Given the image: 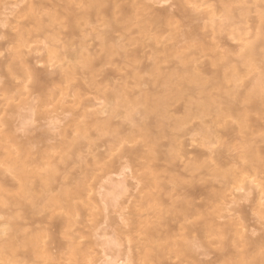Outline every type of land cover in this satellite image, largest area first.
<instances>
[{
    "label": "rangeland",
    "instance_id": "obj_1",
    "mask_svg": "<svg viewBox=\"0 0 264 264\" xmlns=\"http://www.w3.org/2000/svg\"><path fill=\"white\" fill-rule=\"evenodd\" d=\"M85 1L61 0L57 5L54 0H0V130L12 132L11 139L0 140V264H157V246L165 248V256L160 260L163 264H179L184 258L180 251L183 242L194 248L185 263L204 264L215 256L212 248L218 245L197 246L224 241L223 235H218L217 230L203 231L195 242H186L183 240L186 230L180 226L200 222L207 214L220 223L234 218L237 221L240 218L236 216L241 215L235 212L238 205L247 216L243 224H250L255 235L261 234L264 231L260 215L264 200L261 166L264 164L251 161L248 141H254L256 149L262 152L259 160L264 157V0H245L241 5L232 3L233 19L222 17L221 22L229 26L219 32L208 22L212 9L219 17L222 15L220 0H120L118 6L136 1L142 9L148 6L153 11L166 10L175 15L177 24L163 27L158 33L161 35L159 44L139 33L136 21L127 30L122 24L109 32L102 20L104 17L100 16L88 19L89 23L82 22V27L75 32L60 20L48 28L58 33L59 41L49 44L26 16L31 6L45 4L48 9L45 12H51L52 8L64 12L61 7L66 3L71 2L72 8L78 10ZM242 8L246 10L241 13ZM23 28L33 33L28 36L27 44L16 51L22 52V58L33 72H42L51 80L44 82L45 88L39 91L31 79L24 81L20 71L9 75L8 69L1 66L15 51L14 35ZM187 30L195 31L193 40L196 41L183 36ZM258 33H262L258 42L260 53L254 61H244L241 53ZM103 39L134 51L138 62L126 63V58L120 54L107 56L103 52ZM197 41L202 43L201 47L196 46ZM65 42L74 50L61 47ZM82 43L94 57L93 68H80L70 80L56 81L61 67L65 71L71 66V53L79 51ZM164 47H174L168 61L186 56V62L192 67L211 56L226 55L229 67L234 66L237 71L238 78L233 79L236 81L218 88L211 85L197 94L199 98L213 94L221 103L215 106L220 108L227 107V101L235 103L246 96L252 97L253 112L246 118L241 117L240 111L236 112L240 115L227 110L218 114L215 108L207 114L199 113L181 128L171 133L168 130L171 135L160 141L162 157L151 159L146 165L150 147L146 146L149 140L142 136L141 126L151 120L142 118L143 106H137L130 118L126 108L120 105L113 121L117 128L112 134L104 132L99 138L94 131L93 137L78 140L75 152L63 156V142L75 136L74 125L81 122L78 114L85 112L99 119L108 117L109 100L106 103L101 92L110 95L112 84L122 80L120 76L131 73L135 64L150 62L147 57ZM49 49L57 50L54 57L49 56ZM151 70L141 72L146 82L144 90L152 88ZM228 71L226 73L230 74L231 69ZM127 81L134 82L131 75ZM7 84H11V91L5 88ZM240 103H245L240 104V108L250 105L249 101ZM183 106L184 102L179 101L170 108L169 116L173 119L183 116ZM175 107L180 110L175 112ZM164 127L168 129L167 124ZM43 133L48 140L36 141L35 137ZM28 138H33L35 144L28 147L30 151H25L21 148L22 142ZM170 139L175 140L174 144ZM18 144L21 147L17 148ZM17 149L20 150L16 152ZM10 152L16 153L10 156ZM19 156H25L23 160L28 161L25 169L33 171L35 177L53 169L48 192L42 193L36 184L27 194L21 193L16 172L9 168L11 158ZM189 160L216 164V167L220 161L231 164L226 165V177L220 180L212 176L211 170L197 171L193 166L195 162ZM243 165L248 168L240 173L239 167ZM199 177L204 179L197 183L195 178ZM193 182L197 185L207 182L204 185L220 197L197 199L195 203L206 201L209 206L202 209V215L194 216L187 223L173 218L170 212L159 215L158 211L171 204V196L182 200L187 194L181 193L189 190ZM66 191L71 195L63 194ZM152 195L161 200H153ZM229 200L239 204H230ZM68 206L75 211L69 212ZM163 218L166 221L160 225L158 234L152 236L147 232V228L156 227ZM147 221L152 223L149 227ZM230 235L228 233V237ZM146 251L149 254L146 255Z\"/></svg>",
    "mask_w": 264,
    "mask_h": 264
},
{
    "label": "bare ground",
    "instance_id": "obj_2",
    "mask_svg": "<svg viewBox=\"0 0 264 264\" xmlns=\"http://www.w3.org/2000/svg\"><path fill=\"white\" fill-rule=\"evenodd\" d=\"M57 4L61 0H54ZM63 1V0H62ZM74 3H79V0H71ZM120 0H86L78 10H74L72 8V3L68 2L63 5L61 8L64 12L58 11V9L52 8L51 12H45L47 7L42 4L39 6H31L28 8L26 16L32 20L35 25L37 32H42L45 39L49 44H57L59 41L58 33L51 32L48 28L52 25H55L57 22L63 19L64 25L68 27L72 32L79 30L82 27V24L88 21L93 16L104 17L105 25L108 31L111 32L117 25H122L124 30H127L133 21L137 22V25L140 26L139 33L142 35L148 36L155 44H159L161 40V35L158 33L161 31L163 27H173L177 24L175 20V15L171 14L169 11L161 10V11H153L148 6L144 9L140 7V4L136 1H132V3L126 6H118ZM182 2V0H180ZM207 2H205L206 4ZM232 3L244 4L245 0H230L229 2L225 0H220V11L221 16L219 17L218 13L212 9L209 12V16L212 18L209 19V26L213 27L215 32L225 30L226 26L223 22H221V18L225 17L226 20L233 19V6ZM178 4V3H177ZM58 5V4H57ZM181 7V4L179 2ZM149 8L148 10H146ZM48 10V9H47ZM55 12H54V11ZM146 10V11H145ZM246 8L241 9V13L244 12ZM45 13H44V12ZM153 11V12H152ZM53 12V13H52ZM148 12V13H147ZM44 13V14H42ZM51 13V14H49ZM147 13V14H146ZM41 14L43 16H41ZM48 14V15H47ZM47 16V17H46ZM219 17V19L217 18ZM262 18V17H261ZM260 18V22L262 19ZM89 19V20H88ZM65 20V21H64ZM85 21V22H84ZM66 22V23H65ZM83 22V23H82ZM49 25V26H48ZM179 28V27H177ZM153 31H155L153 33ZM33 32L30 30H25V28L21 29V31L17 32L14 35V49L15 51L10 56L6 62L2 63V67L5 66L8 69L9 75H14L16 71H20L22 75H24V81L31 79L32 82L36 85L37 90L44 89V82L51 81L49 78L45 76L44 73L36 71L33 72L25 60L22 58V52L16 51L20 47H23L28 42V36ZM194 30H187L183 32V36L187 37L192 41L195 37ZM262 33L256 34V38H253V41L249 42L245 47V52L241 53V57L245 59H250L249 61H254L255 57L259 55L258 42ZM13 44V43H12ZM201 42L197 41L196 46L201 47ZM60 47V46H59ZM64 49L74 50L72 46L65 42L61 45ZM60 47V48H61ZM103 52L109 56L112 54H120L123 55L126 59L124 60L126 63L133 61V63L138 62V55L134 51H129L126 49V46H121L119 44H110V39H103L102 42ZM18 48V49H17ZM174 47H164L161 49H157L154 51L148 58V63H140L138 66L133 65V70L127 76H120V82L118 84H112L113 91L111 94H107V92H101V97L106 100L108 117L104 119L92 118L88 116L89 114L85 112H80L78 114V119L81 122H78L74 125L75 136L71 137L60 143L62 144L61 150L63 156L65 154H70L75 152L77 149V142L82 138H90L93 137L94 131L95 135L101 138L105 133L108 132L112 134L117 125L114 124V119L116 116V108L118 106H124L126 108L127 116L132 118V114L137 106H143V109L140 111L142 118L147 120H151L149 124H142V136L146 137L149 141L146 146L150 147V151L147 154L148 161L145 163L146 165L151 162V159L158 160L160 157L159 149L162 148L161 139L165 138L170 133L176 130V128H181L184 124L191 121L196 115L199 113L207 114L210 113L214 108L218 114H221L223 110H227L232 112L233 114H237V111H240L241 117L247 116V114L253 112L254 103L252 101V97L246 96L244 100H237L238 102H230L227 101L225 108H220V106H215L216 104H221L215 98H213V94L206 95L205 97L198 96L197 92H205L208 86H220L224 83L235 82L238 78L237 71L234 66L229 67V59L226 55H215L211 56L207 60L201 62L198 66H189L186 56H182L175 61H168V58L172 57ZM86 46L84 43L80 45L79 51L72 52V64L71 66H67V70L62 71L63 67H61L60 78L55 79L58 81L62 79L63 81L70 80L79 70L80 68H93V64L95 62L94 57L86 51ZM56 51L54 49H49L48 54L50 57H54L56 55ZM58 59L59 56H56ZM190 61V60H189ZM188 61V62H189ZM167 64L168 66H165ZM151 68L152 78L150 80V84L152 88L148 90H144L143 86H145L146 82L141 77V72L146 69ZM231 69V73L228 74L226 72ZM166 71V73H165ZM129 75L132 76L134 82L127 81ZM212 76L213 78H209ZM46 85V84H45ZM5 88L11 91V84L5 85ZM131 90V91H129ZM102 91V90H100ZM159 94V95H158ZM157 95V96H156ZM100 97V98H101ZM136 98H139L138 100ZM39 103L40 97H38ZM98 99V98H97ZM101 100V99H100ZM184 102L183 106V116L177 117L173 119V117L169 116L170 108L175 106L179 101ZM249 101L250 105H246L243 108H240V102ZM175 107V112L179 111ZM240 115V114H237ZM172 121L174 124L172 125ZM168 125V129L164 127V125ZM242 126V125H241ZM247 128V127H246ZM155 129V130H154ZM242 129V128H241ZM169 130V131H168ZM11 130L1 131L0 130V140L10 138L11 139ZM171 135V134H169ZM168 135V136H169ZM35 140L38 142H44L48 140L46 133L42 135L36 136ZM172 144H174L175 140L170 139ZM169 143V142H168ZM25 151H30V148L35 141L33 138H28L25 142H22ZM171 144V143H170ZM79 145V144H78ZM161 145V146H160ZM28 147H30L28 149ZM28 149V150H27ZM20 149H17L18 152ZM132 150V149H129ZM16 152H10V156H14ZM248 152L249 157H251V161H258V163L264 164V157L259 160V154L261 151L256 149V145L254 141H248ZM61 154V153H60ZM25 156H19L15 158H11L9 168L11 167L12 172H16V178L19 182V187L21 188V193H26L33 188L34 185L38 184L41 187V192H48L51 189L50 181L51 178L54 177L53 169H49L45 175H39L37 177L34 176L33 171H28L25 168H28V161H24ZM47 157V156H46ZM162 157V155H161ZM123 156L120 157V159ZM190 161V160H189ZM195 161L190 163H194ZM228 166L231 163H225L220 161L219 167L215 165H211L208 162L199 163L195 162L193 164L194 168L198 170H211L213 177H219L222 180L226 177V172L224 169L226 165ZM50 165V164H49ZM264 169V165L261 166ZM241 168V169H240ZM248 168L243 165L239 167L241 170L240 173L244 169ZM193 169V170H195ZM191 170V169H188ZM200 172V171H199ZM199 175H202L199 173ZM196 182L202 181L204 178L199 177L195 178ZM154 181H156L154 179ZM193 182L190 184V189L186 190L181 194H187L182 200H174L175 196L170 197L171 204L169 207H165L158 211L159 215L162 213L170 212L173 215V218L181 219L184 223H187L194 216L202 215V209L209 206V203L206 201L201 202L200 204L195 203L197 199H201L202 197L215 199L220 197L219 193H215L212 189L209 190L208 186L202 185L206 188L199 187L200 184H195ZM154 183V182H152ZM200 185V186H202ZM155 187V186H154ZM42 192V193H43ZM65 193L70 192L66 191ZM151 198L153 200H161L158 196L152 195ZM13 199V198H12ZM15 200V199H14ZM13 201V200H12ZM16 201V200H15ZM230 204H239L237 201L229 200ZM234 202V203H233ZM13 204L16 202H12ZM235 204V205H236ZM239 209H234V211L238 214H241L238 218L234 220L230 219L227 223L217 222L215 218L209 217L210 214H207L205 218L196 223L182 224L180 229L186 230V233L183 237V240L188 242H195L203 231H215L217 230L218 235H223L222 238L224 241H216L214 243L208 244H200L197 247H203L204 245L211 246L218 245L217 248H212L215 256L205 262L204 264H264V231L261 234L255 235V231L251 230L250 224L245 225L243 222L247 220V216L245 215L243 209L238 205ZM67 209L69 212L73 213L75 209L71 206H68ZM206 213V212H205ZM166 220H161L157 223L156 227L147 228V232L152 236L156 233L158 234L160 225L164 224ZM234 221V222H233ZM152 224L147 221L146 225L149 227ZM165 226V225H164ZM241 226L242 228H238ZM245 229V230H244ZM228 233H231L228 237ZM150 236V238L152 237ZM157 251V264H163L160 260L165 256L164 249L156 247ZM181 252L184 253V258L180 259L179 264H188L185 263V258L190 257L194 253V248L189 243H182ZM149 254L146 251V255Z\"/></svg>",
    "mask_w": 264,
    "mask_h": 264
},
{
    "label": "snow or ice",
    "instance_id": "obj_3",
    "mask_svg": "<svg viewBox=\"0 0 264 264\" xmlns=\"http://www.w3.org/2000/svg\"><path fill=\"white\" fill-rule=\"evenodd\" d=\"M260 215H261L262 221H264V200L261 201V205H260Z\"/></svg>",
    "mask_w": 264,
    "mask_h": 264
}]
</instances>
